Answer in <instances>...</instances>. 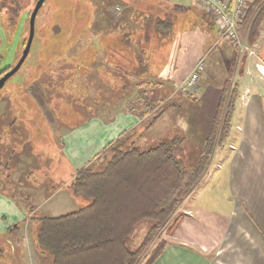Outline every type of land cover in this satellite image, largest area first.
<instances>
[{"label": "rangeland", "instance_id": "obj_1", "mask_svg": "<svg viewBox=\"0 0 264 264\" xmlns=\"http://www.w3.org/2000/svg\"><path fill=\"white\" fill-rule=\"evenodd\" d=\"M19 1L15 25L17 28L12 36L6 35L4 25L0 24V69L7 64L12 66L15 60L19 59L23 43L28 36L29 14L37 0ZM142 1L144 0H45L39 9L28 56L17 72L0 88V99L6 103V108L0 112V159L2 164L7 166L0 167L2 169L0 188L17 201L18 207H23L25 215L20 222L17 234H8L7 231L0 234V264H46L34 243V231L38 223H31L28 213L36 216L44 214L41 210H36L37 205L40 204L44 208L45 205L53 203L42 202L51 192H57L65 186L78 169L68 164L62 154V147H60L62 131L74 129L96 116L108 119L116 111L128 109L137 112V104L146 102L140 98L139 89L135 87L137 85H134L138 80L150 82L148 85L142 84L140 88L147 90L151 105L142 109V112L149 113L142 117L144 123L136 128L131 136H128L127 145L135 141L139 146L144 141L145 148H150L160 141L179 136L184 137L182 150L185 156L193 159L191 153L199 151L194 146L199 143L196 137L199 132L190 134L186 126L187 116L192 115V111L187 109V104L196 101L193 96L201 75L192 90L187 92L183 87L193 69L190 68L189 71L186 69L187 61L184 57L191 50L194 52V45H203L201 40L206 37L198 33L203 31L202 24L205 19L211 20L208 16L207 18L201 16L197 7L192 5L184 9L182 14L174 10L169 11L170 15H174L171 29L167 32V38L159 46L155 47V42L150 45L152 48L150 55H146L149 59L148 66L142 74H136V70L130 65H117L116 60H113L116 57L114 53L106 57L109 62L101 58V61L108 62L107 64L98 62L90 69L85 66L86 59L90 58L89 51L92 50V47L88 46L90 41H97L102 37V39H112L117 42L123 32L131 27L135 35L143 36L142 30L146 29L141 30V24L139 25L138 17L134 15V12L142 11L145 14L146 10H153L159 17L160 10L165 12L168 9L164 4L156 1L145 4H142ZM182 2L189 1L182 0ZM0 11L3 13L6 10L0 9ZM131 11L133 13H130ZM96 16H99L96 21L103 26L101 27L103 29L99 28L102 31L99 37L91 29L89 31L85 28ZM126 19L129 22L132 19L138 23L135 26L130 25L125 22ZM0 22L2 23L1 17ZM57 26L60 30L56 29ZM70 32H77L82 38L70 37ZM81 45L84 46L82 53L78 51ZM145 45L149 47V43ZM237 45L239 59L243 56L246 61L247 54L253 58V53L249 50L252 47L245 46L243 38ZM99 52L104 55L103 51ZM98 56L101 55L98 54ZM200 59L198 58L196 63ZM96 60H99L97 56ZM235 70L239 71L240 67L237 66ZM247 72L242 87L249 89L250 94L251 91L256 90L264 99L263 75L259 73L256 66H252ZM240 78V75L235 74L231 84L238 87L237 82ZM119 80L126 82L122 90L114 89L119 84ZM236 92L234 91V94ZM159 111L162 112L161 115L145 130L147 122L150 121L149 118ZM237 125H240V121L233 117L228 139L216 148V154L212 160L216 168L222 164L219 162V155L222 152L236 150L232 140L240 129V127L236 129ZM191 143L193 145H190ZM29 159H31V165L28 166ZM19 164L24 167H20ZM33 183L41 185L34 188ZM34 189L40 192V199L30 200L29 204L33 211L26 212V203L17 192ZM74 200L80 205L88 203V200L83 197H76ZM30 206H28L29 209ZM144 224L137 227L130 240V246H137L142 241L146 232ZM148 255L149 253L143 260Z\"/></svg>", "mask_w": 264, "mask_h": 264}, {"label": "trees", "instance_id": "obj_2", "mask_svg": "<svg viewBox=\"0 0 264 264\" xmlns=\"http://www.w3.org/2000/svg\"><path fill=\"white\" fill-rule=\"evenodd\" d=\"M19 4V0H0V9L6 10L0 13L8 36H12L16 29ZM134 15L138 17L141 30L146 29L142 30L143 36L135 35L133 31H124L117 42L102 37L97 41H90L88 46L92 47V50L89 51L90 58L85 61L87 69L94 67L98 62L107 64L108 54L118 52L119 56L124 54V58L115 59L117 65L128 66V62H133L132 67L136 74L145 72L149 62L146 55L149 56L152 49L150 45L155 42L157 47L160 41L167 38L171 23L168 19L152 17L139 11L134 12ZM96 19L98 20L99 16L85 28L89 31L91 29L99 37L102 32L99 28H103ZM132 21L134 26L138 23ZM263 21L264 0H252L247 5L242 20L237 24V31L244 39L245 46L253 47L257 42ZM56 29L60 30V27L57 26ZM69 36L82 38L77 32H70ZM151 38H154V41H148ZM233 42L236 46L229 73L221 89L210 132L198 157L192 161L190 157L185 156L182 150L184 137L175 136L160 141L153 147L142 149L135 141L127 145L128 136H131L135 129L125 132V135L108 144L84 167L77 169L66 184L67 190L74 198L83 197L88 203L56 216H36L28 213L31 223H38L34 231V243L46 264H151L158 257L165 246V241L159 236L163 232L172 234L175 231L179 224L176 212L180 204L203 178L216 148L229 137L236 101V90L231 84L233 71L239 66V72H242L245 67V59L243 56L239 59L236 49L238 45L236 41ZM146 43H149L150 48ZM83 47L81 45V50H78L80 53ZM99 51H103L104 55L98 56ZM96 56L99 60H96ZM102 57L108 62H102ZM17 60L18 58L14 64ZM12 66L7 65L0 69V77ZM97 69L98 67L94 70ZM139 81L134 85L139 89L140 98L146 102L137 104V112L132 111L142 118L149 113L142 112V109L151 103L149 104L147 90H141L140 86L150 82ZM118 83L114 89L122 90L126 85L124 80H119ZM161 113L159 111L149 118L145 130ZM2 166L7 167L0 159V167ZM18 195L25 196L26 212H32L29 196L23 193ZM143 223L146 232L142 241L137 246H130L133 234ZM20 224L18 222L9 226L7 233L17 234ZM156 241L158 242L155 245ZM148 253V257L143 260Z\"/></svg>", "mask_w": 264, "mask_h": 264}, {"label": "crops", "instance_id": "obj_3", "mask_svg": "<svg viewBox=\"0 0 264 264\" xmlns=\"http://www.w3.org/2000/svg\"><path fill=\"white\" fill-rule=\"evenodd\" d=\"M155 1L168 7L165 12L160 10L158 16L164 20L168 19L171 26L174 15H170L169 11L174 10L182 14L184 9L192 5L197 7L201 16L211 19H205L202 24L203 31L198 33L206 37L201 40L203 45H194V52L191 50L184 57L188 71L193 68L198 58L205 57V72L201 74L193 96L196 101L187 104V109L192 111V115L187 116L186 128L190 134L199 132L196 135L198 147L194 146L200 151L201 144L210 132L236 45L233 40L222 36L202 4L192 0H187L190 4L182 0H144L141 3ZM251 1L247 0V5ZM145 12L146 15L157 17L153 10ZM3 20L1 17V25H4ZM125 22L134 25L132 19L130 22L126 19ZM100 27L103 26L100 24ZM127 30L133 31V27ZM156 40L158 41L157 38ZM249 50L252 51L253 58L247 54L244 70L240 73L237 70L233 72V78L235 74L241 77V82H237L238 87L234 84L237 92L232 119L236 117V120L240 121V125L236 127L237 130L239 127L240 129L232 140L236 150L222 152L219 155V162L222 164L217 168L211 161L203 178L180 204L176 212L179 224L175 231L172 234L161 233L160 238L165 241V246L151 264H264V99L256 90L250 94L249 89L242 87L247 70L252 66H256L264 77V21L257 42ZM98 54L102 55L100 52ZM114 55L117 58L113 59L124 58V54L119 56L118 52H114ZM128 64L132 67L134 63ZM3 108H6V103L0 99V112ZM143 123L144 118L137 117L128 109L116 111L108 119L93 117L74 129L62 131V154L68 164L79 169L108 144L125 132L139 128ZM143 142L139 145L142 149L145 148ZM199 151L191 153L192 161L198 157ZM29 165L31 159L28 160ZM1 170L0 168V172ZM3 184L6 186L4 181ZM33 185L36 188L41 184ZM22 193L29 196V202L40 199V192L36 189ZM74 199L65 185L57 192H51L42 202L53 203L45 205L44 208L39 204L36 210L48 213L45 215H60L80 205L76 204ZM17 204L15 199L0 188V234L11 224L24 219V209Z\"/></svg>", "mask_w": 264, "mask_h": 264}, {"label": "built area", "instance_id": "obj_4", "mask_svg": "<svg viewBox=\"0 0 264 264\" xmlns=\"http://www.w3.org/2000/svg\"><path fill=\"white\" fill-rule=\"evenodd\" d=\"M202 4L213 19L215 25L223 37L240 44V36L237 31L238 21L246 11L247 0H192ZM205 57L194 65L191 74L186 79L183 87L188 92L195 86L200 74L205 71Z\"/></svg>", "mask_w": 264, "mask_h": 264}, {"label": "water", "instance_id": "obj_5", "mask_svg": "<svg viewBox=\"0 0 264 264\" xmlns=\"http://www.w3.org/2000/svg\"><path fill=\"white\" fill-rule=\"evenodd\" d=\"M44 1L45 0H37L35 2V5H34L32 11L30 13V16H29V21H28L29 30H28V36H27L24 48L21 52L19 59L14 64V66H12L8 71H6L0 77V88L4 85V83L6 82V80L9 77H11L13 74H15L17 72V70L21 67V65L24 63L25 59L27 58L28 53H29L30 48H31L32 41H33L34 32H35V18H36V15H37L39 9L43 5Z\"/></svg>", "mask_w": 264, "mask_h": 264}, {"label": "bare ground", "instance_id": "obj_6", "mask_svg": "<svg viewBox=\"0 0 264 264\" xmlns=\"http://www.w3.org/2000/svg\"><path fill=\"white\" fill-rule=\"evenodd\" d=\"M201 75V74H200Z\"/></svg>", "mask_w": 264, "mask_h": 264}]
</instances>
